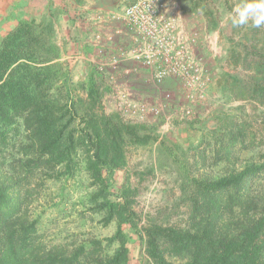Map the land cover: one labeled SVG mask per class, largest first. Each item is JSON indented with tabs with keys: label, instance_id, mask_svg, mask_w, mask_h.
Listing matches in <instances>:
<instances>
[{
	"label": "trees",
	"instance_id": "trees-1",
	"mask_svg": "<svg viewBox=\"0 0 264 264\" xmlns=\"http://www.w3.org/2000/svg\"><path fill=\"white\" fill-rule=\"evenodd\" d=\"M179 1L189 21L204 16L208 30L219 28L213 0ZM34 25L21 21L0 43V144L6 146L8 131L18 126L26 135V156L18 161L14 180L0 177V264H264V193L255 189L264 174V153L261 162L221 177L191 178L188 226L148 223L141 231L147 259L134 262L125 226L138 228V189L127 179L113 188L110 178L127 169L130 146H146L154 138L146 124L106 112L103 98L110 87L95 64L83 82L68 77L59 46ZM226 52L217 63L223 58L241 64L252 76L243 79L221 64L212 71L222 80L227 76L236 97L264 107V47ZM250 124L225 113L222 126L211 133L216 150L229 157L237 147L248 148V134L251 144L258 135L249 131ZM79 162L95 186L92 209L117 228L73 248L48 247L40 215L25 216L24 206L47 180L72 174Z\"/></svg>",
	"mask_w": 264,
	"mask_h": 264
},
{
	"label": "rangeland",
	"instance_id": "rangeland-1",
	"mask_svg": "<svg viewBox=\"0 0 264 264\" xmlns=\"http://www.w3.org/2000/svg\"><path fill=\"white\" fill-rule=\"evenodd\" d=\"M127 2L129 0H0V43L21 21L34 20V29L43 32L44 37L59 46L61 62L66 66V71H71L67 76L83 82L91 72L85 67V62H89L88 58L92 55L89 53L91 27L97 22L104 31L106 24L104 21L100 22L99 17L110 10H121ZM238 2L239 0H213L210 4L220 19V26L215 30L218 47L224 52L232 49L241 51L246 47L251 48L253 44L264 47V27L257 29L249 24L234 28L225 23L227 14ZM60 14L66 16L62 19ZM197 19L206 25V17ZM79 29L83 32L82 37L78 34ZM78 46L84 56V67L82 65L76 68L72 60L79 51H76ZM92 58L96 60L97 57L94 55ZM217 64H221L226 72L243 79L252 76L248 68L241 64H231L223 58L218 60V63L217 60H212L213 68ZM216 71L213 70L208 96L199 104L193 120H180L173 110L168 108L161 116L150 114L147 121L138 122L146 124V131L154 139L146 146H130L127 169L116 171L110 178L113 188L127 179L138 189L134 203L139 217L138 228L125 226L135 263L140 260L145 262L147 259L141 231L148 223L188 226L190 204L186 188L191 178L215 179L234 169L240 170L251 162L263 160L264 107L236 97L228 82L224 81L227 76L223 75L222 80ZM145 73L140 70L138 75L131 76L128 85L136 94V98L141 94L139 99L155 101L158 97L155 96L151 80ZM120 79L125 80V77ZM167 85L173 86L171 83ZM110 101L109 98L103 102L106 112L119 114L123 118L113 109V103ZM230 112L248 120L251 123L247 125L249 131L255 130L258 135L251 144V135L248 134V148L237 147L229 157H225L216 150L211 133L222 126L223 115ZM171 113L173 118L170 126H167L165 116ZM25 141L26 135L22 126L8 131V144H0L1 178L10 182L14 180L18 161L26 156ZM91 184L85 164L79 162L72 174L47 180L42 191L39 190L40 192L26 203L24 215H40L43 222L41 232L48 247L53 244H66L65 247L73 248L85 240L104 239L115 232L116 222L106 225L102 219L103 213L92 209L89 196L95 186ZM255 189L256 192L264 193V174Z\"/></svg>",
	"mask_w": 264,
	"mask_h": 264
},
{
	"label": "built area",
	"instance_id": "built-area-1",
	"mask_svg": "<svg viewBox=\"0 0 264 264\" xmlns=\"http://www.w3.org/2000/svg\"><path fill=\"white\" fill-rule=\"evenodd\" d=\"M99 21L106 29L99 27L92 35L93 62L110 87L104 98L111 99L113 109L129 122L161 116L168 108L180 120L192 119L208 96L211 62L224 54L216 31L189 21L179 0H129ZM140 70L151 80L157 100H134L127 81ZM122 76L124 82L117 83ZM171 118L172 113L165 116V125Z\"/></svg>",
	"mask_w": 264,
	"mask_h": 264
},
{
	"label": "clouds",
	"instance_id": "clouds-1",
	"mask_svg": "<svg viewBox=\"0 0 264 264\" xmlns=\"http://www.w3.org/2000/svg\"><path fill=\"white\" fill-rule=\"evenodd\" d=\"M225 23L234 28L249 24L257 29L264 27V0H239L227 14Z\"/></svg>",
	"mask_w": 264,
	"mask_h": 264
},
{
	"label": "crops",
	"instance_id": "crops-1",
	"mask_svg": "<svg viewBox=\"0 0 264 264\" xmlns=\"http://www.w3.org/2000/svg\"><path fill=\"white\" fill-rule=\"evenodd\" d=\"M60 1V0H59ZM60 16L62 17V19H63V17H65L66 15H62V14H60ZM95 25V26H94ZM94 25H93V27H91V29H90V32H91V36H90V38L92 37V35H93V33L95 32V31H98L99 30V26H98V24H97V22H95L94 23ZM64 27H65V25H64ZM78 34H79V36H83V32H82V30H78ZM89 46H90V50H89V53H92V55H91V58H88V61L89 62H85V64H87L85 67H87V68H89V69H91V64H94V62H93V58H92V56H94L95 55V50H94V48L91 46V43L89 42ZM79 48H80V46H78L77 48H76V51L77 50H79ZM82 52V51H81ZM82 54L83 53H80V50L77 52V55L75 56V58L74 57H71L72 59L74 58V60H72L73 61V63H74V66L77 68V67H81L82 65H83V67H84V61H83V59H84V56H82ZM94 54V55H93ZM135 74V73H134ZM133 74V75H134ZM132 75V76H133ZM135 75H138V74H135ZM124 82V80H122V79H118V81H117V83H123ZM128 83H129V81H127ZM131 84H132V82H131ZM131 86H129V88H130ZM135 91H136V89H135ZM139 91V90H138ZM139 96H141L142 97V95L141 94H139L138 95V97ZM136 98V94H134V92H133V98H134V100H138L139 98Z\"/></svg>",
	"mask_w": 264,
	"mask_h": 264
}]
</instances>
